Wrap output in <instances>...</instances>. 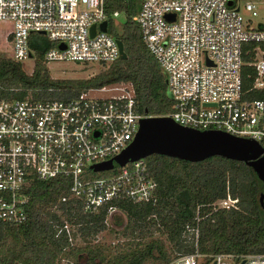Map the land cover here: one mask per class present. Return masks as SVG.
I'll list each match as a JSON object with an SVG mask.
<instances>
[{"label":"built area","instance_id":"built-area-1","mask_svg":"<svg viewBox=\"0 0 264 264\" xmlns=\"http://www.w3.org/2000/svg\"><path fill=\"white\" fill-rule=\"evenodd\" d=\"M118 14H107L104 0H0V21L10 24L5 32L10 57L17 61L34 60L28 36L38 32L53 42L42 54L45 64H108L120 56L107 22L111 18L115 27ZM258 15L254 0H140L132 19L165 75L170 109L162 115L191 128L254 139L264 154V98L254 94L264 91V9L262 19ZM243 65L252 71L246 88ZM53 91L0 96V223L26 220V190L34 179L66 177L67 192L42 216L52 237L63 241L57 264H67L68 256L70 264H78L83 253L74 258L72 250L85 244V215L102 212L103 225H115L124 214L120 202L154 203L158 198V182L144 157L121 165L112 160L105 170H115L106 175H94L104 170L90 168L118 154L134 137L140 118L151 115L136 110L129 80L70 97ZM218 202L229 208L236 199L226 196ZM194 221L184 224L181 235L193 248L159 264H264V252H201L197 214Z\"/></svg>","mask_w":264,"mask_h":264},{"label":"trees","instance_id":"trees-1","mask_svg":"<svg viewBox=\"0 0 264 264\" xmlns=\"http://www.w3.org/2000/svg\"><path fill=\"white\" fill-rule=\"evenodd\" d=\"M140 0H104L107 14L117 10L124 15V20L116 30L111 18L107 19L108 31L122 42L124 57H117L98 72L86 78H55L48 74L42 61V54L53 45L43 34L32 32L28 36V45L34 56L30 73H26L21 62L0 53V96L22 98L26 94L40 95L46 88L53 87L54 95L70 97L81 90L98 87L119 80H129L134 90L135 108L148 115H162L170 109V98L167 96L165 75L159 64L143 44L137 23L132 19ZM247 59L246 57L244 58ZM243 87L246 88L252 77L251 67L242 66ZM248 74V76H247ZM251 95L253 94L250 93ZM264 98V91L255 92ZM150 174L159 185L158 198L154 203L120 202V206L129 221L133 224L154 223V218L162 220L164 231L180 251L193 248L191 241L180 238V229L188 221L195 223L197 214L198 237L197 248L204 253L216 252H264V210L258 196L264 192V182L259 180L253 169L242 161L212 155L200 161H188L165 154L151 153L144 157ZM218 159L238 169L242 183L234 187L231 184L230 194L241 203L238 208L205 207L217 198L227 194L223 176L224 167L198 168L192 165ZM224 165H226L224 163ZM92 172L94 175H106L114 171ZM91 172V171H90ZM223 178L220 180V178ZM232 183V182H231ZM68 180L64 176L49 179H34L26 190L28 202L25 206L27 218L19 224L0 223V262L18 261L23 264H57L62 240L54 239L47 218L42 213L60 194L66 193ZM167 200L171 212L165 216L162 208ZM210 206V204L208 205ZM264 206V205H263ZM226 211L227 218L222 219ZM162 214V216H161ZM82 220V232L104 228L101 219L103 213L88 214ZM230 216V218H228ZM178 236V237H177ZM76 253H83L78 264H159L170 258L164 242L159 238L146 241L136 240L123 256L105 258L102 245L98 242L85 243L74 247Z\"/></svg>","mask_w":264,"mask_h":264},{"label":"water","instance_id":"water-1","mask_svg":"<svg viewBox=\"0 0 264 264\" xmlns=\"http://www.w3.org/2000/svg\"><path fill=\"white\" fill-rule=\"evenodd\" d=\"M230 3V0H228ZM105 20L99 23L105 29ZM93 25L90 27L92 34ZM120 57H124L122 42L117 39ZM61 46V44H59ZM170 96L169 91L166 92ZM261 145L254 139L236 136L217 130H199L180 125L168 116L151 115L140 118L137 131L131 141L113 158L90 165L92 170L112 167V160L123 164L127 160L145 157L151 153L165 154L188 161H200L212 155L244 162L264 182V154ZM263 204L264 192L258 196Z\"/></svg>","mask_w":264,"mask_h":264},{"label":"rangeland","instance_id":"rangeland-1","mask_svg":"<svg viewBox=\"0 0 264 264\" xmlns=\"http://www.w3.org/2000/svg\"><path fill=\"white\" fill-rule=\"evenodd\" d=\"M240 1L242 3L244 0H240ZM254 1H256L259 8L258 18L262 19L264 0H254ZM123 20H124L123 13L119 12V14L115 17V27L119 28ZM9 27L10 24L8 22L0 21V53L8 57H10V44L5 39V32ZM20 62L22 69L26 73H30L33 64V58L28 57ZM45 65L47 67L48 74L51 77L86 78L98 72L100 69L105 68L108 64H80L71 61H50ZM224 163L226 165H224ZM213 165H219L220 167L222 166L224 167L222 177L224 178L225 190L227 191L226 196L232 198L230 194V188L232 187L231 184H233V186L235 187L237 183L243 182V178L241 177V174L239 173L238 169H236L235 166H231L226 162H220L218 159H212L211 161H205V162L193 164L192 168L195 171L198 168H211ZM222 177L220 178V180L223 179ZM218 201L219 198L211 201L210 203H205L206 205L205 207H210L211 210H213L214 208H222L219 207L221 206V203H219ZM170 202H171L170 200H167V203H165L164 206L162 207L165 208L163 209V213L165 214V216L171 215L169 214L171 210H169L168 208ZM209 204L210 206H208ZM240 204L241 203H239L236 198L235 206H232V208H238ZM261 205H262L261 206L262 209L264 210L263 204ZM223 209L227 210L228 208L224 207ZM221 216L222 219H226L227 218L226 211H223ZM228 218H230V220L233 219L230 216H228ZM162 220L156 217L154 218V223L146 219L145 222H141L138 224H133L131 220L127 223L126 226L127 218L123 214L122 219L120 217L119 221H117L115 225H106L104 226V228L101 227L100 229H96L95 231L94 230L87 231L83 233L82 239L87 244H93L95 242L100 243L102 245V252L105 255V258L116 259L118 257L123 256V254H125L126 252H128L129 248H131L133 242H135L136 240L146 241L150 238H159L164 242L165 247L167 249V253L171 257L175 255L177 251L182 250L184 247L181 246L179 247V249L175 247V245L173 244L175 242V238L173 240L169 239L161 223ZM179 233H180V238H182L181 235L184 234L182 228L180 229ZM3 247L4 246L0 245V252L4 249ZM68 259L64 258V261L67 260V264H70V260L73 261V258L68 256ZM101 264H108V263L104 261ZM147 264H153V263L148 262Z\"/></svg>","mask_w":264,"mask_h":264},{"label":"flooded vegetation","instance_id":"flooded-vegetation-1","mask_svg":"<svg viewBox=\"0 0 264 264\" xmlns=\"http://www.w3.org/2000/svg\"><path fill=\"white\" fill-rule=\"evenodd\" d=\"M263 205H264V199H263Z\"/></svg>","mask_w":264,"mask_h":264}]
</instances>
